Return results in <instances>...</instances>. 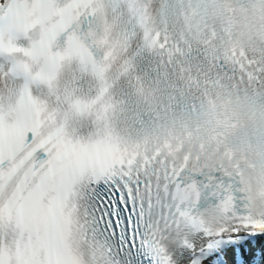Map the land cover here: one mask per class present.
I'll list each match as a JSON object with an SVG mask.
<instances>
[{"label": "snow or ice", "instance_id": "obj_1", "mask_svg": "<svg viewBox=\"0 0 264 264\" xmlns=\"http://www.w3.org/2000/svg\"><path fill=\"white\" fill-rule=\"evenodd\" d=\"M0 264H264V0H0Z\"/></svg>", "mask_w": 264, "mask_h": 264}]
</instances>
